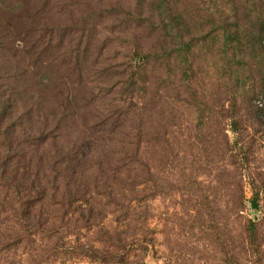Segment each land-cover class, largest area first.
Wrapping results in <instances>:
<instances>
[{"label": "rangeland", "instance_id": "1", "mask_svg": "<svg viewBox=\"0 0 264 264\" xmlns=\"http://www.w3.org/2000/svg\"><path fill=\"white\" fill-rule=\"evenodd\" d=\"M0 264H264V0H0Z\"/></svg>", "mask_w": 264, "mask_h": 264}, {"label": "trees", "instance_id": "2", "mask_svg": "<svg viewBox=\"0 0 264 264\" xmlns=\"http://www.w3.org/2000/svg\"><path fill=\"white\" fill-rule=\"evenodd\" d=\"M233 123L236 124V120H235V119H233ZM32 189H34V186H33V185H30V186H29V190H32ZM37 193H38V192H37ZM39 194H40V193H39ZM39 194H38V195H39ZM251 205H252V206H256V202H255V198H254V196H253L252 199H251Z\"/></svg>", "mask_w": 264, "mask_h": 264}]
</instances>
